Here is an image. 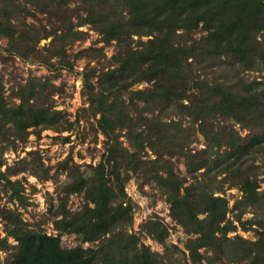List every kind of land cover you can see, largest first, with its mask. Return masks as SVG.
<instances>
[{"label":"trees","instance_id":"16d2710c","mask_svg":"<svg viewBox=\"0 0 264 264\" xmlns=\"http://www.w3.org/2000/svg\"><path fill=\"white\" fill-rule=\"evenodd\" d=\"M36 11L59 21L50 29L28 23ZM87 25L118 48L107 65L81 71L84 111L105 137V150L96 164H79L70 154L54 174L37 150L28 151L19 170H3L6 163L0 161V183L16 203L0 205V264H175L171 250L185 264H264V189L256 164L264 156V0H0V40L7 39L0 57L2 50L50 70H74L66 48L88 37L80 29ZM194 33L201 34L193 38ZM96 52L103 47L91 45L74 58L97 57ZM222 64L260 75L231 83L208 79ZM48 85L49 79L31 77L11 91L17 101L10 102L0 79L2 152L27 144L31 134L62 133L80 122V115L71 120L55 107ZM170 109L190 117L192 125L185 127L184 118L165 120ZM219 119L234 123L227 128ZM192 130L203 135L205 148H190ZM178 155L186 160L188 176L175 169L172 158ZM19 171L41 181L66 175L57 197L48 198L56 233L24 219L19 208L30 197L22 180L11 178ZM132 176L155 183L165 196L170 217L189 235L184 249L168 241L170 227L160 217L132 230L135 204L126 190ZM232 188L241 195L231 206L225 192ZM74 194L84 198L78 210L69 206ZM248 213L253 215L245 219ZM238 229L253 231L255 239ZM64 235H75L79 243L64 246ZM143 235L167 253L153 250Z\"/></svg>","mask_w":264,"mask_h":264},{"label":"rangeland","instance_id":"374dc122","mask_svg":"<svg viewBox=\"0 0 264 264\" xmlns=\"http://www.w3.org/2000/svg\"><path fill=\"white\" fill-rule=\"evenodd\" d=\"M26 21L28 23H34L37 26L44 25L48 29L52 28V24H57L58 18L51 15V20L46 13L36 11V16H27ZM54 22V23H53ZM59 23V22H58ZM56 26V25H55ZM80 29L89 33L88 37L84 41H75L72 44L67 45V52L70 54L71 59L75 61L74 70H68L64 68L48 69L47 66L37 61H26L20 57L1 50L0 57V79L4 82L6 87V95L10 102L17 101L11 91L17 89L20 84L26 83L31 77H38L41 80L49 79L50 85L47 86V90H50L51 101L57 109H61L67 113V116L74 120L77 115H80V122L70 131L62 133L48 129L43 130L40 136L31 134L29 141L25 145L19 146L17 149H11L8 147L4 152L1 151L0 145V161H4L6 164L2 166L3 170L11 166L15 170L22 169L19 161L24 157H29L28 151L37 150L40 152L42 159L45 162V166H49L51 173H56L57 163L65 159L68 155L72 154L75 162L79 164H96L102 153L105 150V137L102 134H97L93 122L94 119L84 111V107L88 106L86 97L82 90V75L81 71L87 65H98L99 67L105 66L109 63L110 57L117 51V47L114 43L107 44L100 40V36L97 32L90 29V27L83 26ZM201 33H194L193 38H198ZM50 39L42 40L40 46L46 45ZM0 44L4 47L7 45V39L0 40ZM94 45L95 47H103L105 57L101 56L103 52H96L99 55L97 57L82 55L78 58H74V55L81 49H85ZM58 57L53 58L57 61ZM260 75V72L255 70H244L242 67H232L229 64H222L216 67L215 72L208 75V79L213 77L219 82L231 83L238 77H244L247 79L255 78ZM46 81V80H45ZM137 87L144 88L148 86V83H139ZM176 120L183 119L185 127L192 125L190 117L177 116L176 110H167L164 115L165 120L170 118ZM218 122L224 127L229 128L234 122L225 121L219 119ZM196 125V124H195ZM197 127V125H196ZM235 128L238 129L242 135H245L247 131L242 129L239 124H235ZM147 131L146 129H143ZM69 136L70 141L65 142L64 138ZM124 144L129 146L130 142L126 135L122 137ZM189 146L193 151H197L206 147V141L199 130L191 131L189 139ZM149 156L154 157L152 151L147 149ZM175 169L184 176H188V166L184 157L180 155L172 158ZM256 164L261 165L259 170L261 171V185L264 189V156L259 157ZM65 174H60L58 180L41 181L28 171H19V173L11 176L12 179H21L26 186L25 193L30 197V204L19 208L26 221L30 224H40L42 229H45L49 233H56L53 223L49 219L48 211V198L53 195L57 197V190L62 187V182L65 179ZM33 186L36 188L34 189ZM126 190L131 196L134 206V224L133 231L140 230L142 222L150 219L160 217L170 227V234L168 241L178 245L184 249V243L188 239L187 235L180 226H177L169 215V204L166 201L165 196L161 193L155 183L146 182L143 178L132 176L128 181ZM226 196L230 199V205L232 206L234 201L240 197L241 193L237 188L228 189L225 192ZM83 195L74 194L70 197L69 206L72 210H78L83 204ZM57 203V199L54 200ZM0 205L6 207H14L16 203L12 202L8 198V194L3 190V185L0 183ZM252 213L245 215L246 218L252 217ZM233 213L229 214L232 217ZM38 226V225H37ZM4 224L0 220V234L5 235L3 231ZM140 233V232H139ZM237 233H240L244 237L255 239L253 231H243L238 229ZM235 233H230L234 235ZM144 243L149 245L153 250L160 253H167L164 246L157 240L145 236H142ZM11 243H15L13 238H10ZM64 246H75L79 243V238L75 235H64L62 237ZM87 245V244H86ZM173 252L170 256L175 264H185L183 255L179 252L171 250ZM6 253H2L1 259L4 260ZM190 262V261H188Z\"/></svg>","mask_w":264,"mask_h":264}]
</instances>
